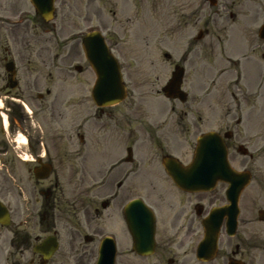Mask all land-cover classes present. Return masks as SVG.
Segmentation results:
<instances>
[{"label":"flooded vegetation","instance_id":"af4514ba","mask_svg":"<svg viewBox=\"0 0 264 264\" xmlns=\"http://www.w3.org/2000/svg\"><path fill=\"white\" fill-rule=\"evenodd\" d=\"M48 1L0 0V264H49L57 255L91 264L108 235L125 256L128 223L143 222L140 204L155 217L153 253H137L129 236L130 264H182L178 254L190 264L264 262V168L251 167L264 161V17L256 27L248 21L254 7L240 0H188L168 34L155 38L160 45L167 37L171 51L164 52L168 76L160 82L153 73L155 105H142L131 89L124 105H96L95 74L67 61L63 29L72 18L81 45L99 10L94 0ZM107 44L113 50L117 40ZM176 69L184 100L165 95ZM190 123L216 131L232 165L237 157L234 167L248 180L237 216L227 182L189 191L165 170L168 156L192 159ZM212 238L211 260L199 258V243Z\"/></svg>","mask_w":264,"mask_h":264},{"label":"rangeland","instance_id":"374dc122","mask_svg":"<svg viewBox=\"0 0 264 264\" xmlns=\"http://www.w3.org/2000/svg\"><path fill=\"white\" fill-rule=\"evenodd\" d=\"M74 7V2L77 5L78 3H82V0H70ZM188 0H94L95 8L99 10V14L95 12L92 15L90 23V27L88 26L87 30L98 28L103 32L105 39L107 41H111L112 43L117 40L116 46L113 47V51L117 55V59L120 60L121 65L124 67V76L128 86L131 90H133V96L137 98L136 101L139 103H144L142 105H146V107L151 108L155 103H152L153 94L151 88L152 82L154 80V74H158L160 82L164 80L168 76L165 69H170L167 64L162 65L159 69L155 68L159 65L161 66L163 61H158L155 59L154 64L148 65L147 58H156L158 57L161 60V54L164 48L158 45L155 41V38L159 35V31L161 34H168L167 27L168 24H171L172 18L174 15L178 16V10L186 3ZM243 2L246 8H252V15L248 16L249 24L258 27L264 17V0H240ZM175 10V12H174ZM114 12V13H113ZM73 13L70 14L72 16ZM72 19V18H71ZM68 19V22H71L69 25L71 28L63 29V37L64 40L71 41V44L67 47L66 51H69V55L66 54L67 61H72V64L80 63L83 66H87V62L82 57L83 53L80 45H74L73 36H75V32L77 31V26L73 25V21ZM103 23L106 27L103 28ZM86 26L78 27V30H84ZM158 31V33H157ZM73 34V35H72ZM143 34V35H142ZM145 36L143 47L141 46L143 40L140 37L141 41L137 42L136 37ZM166 37V36H165ZM131 44V45H130ZM141 44V45H140ZM168 44V39H167ZM73 49L80 53V58L78 60H73ZM72 51V52H71ZM155 70H154V68ZM87 71L88 68H87ZM90 72V71H89ZM130 82H128L129 80ZM128 80V81H127ZM157 84V83H156ZM131 95H128L126 100L121 103L124 105L130 102ZM134 100V99H133ZM177 103V102H176ZM180 104V103H178ZM202 103H198L197 105H201ZM182 108L185 104H180ZM189 131L191 133L189 146H194L195 137L199 135V133L203 130V126L200 128H193L194 125L190 123ZM178 144L174 147L173 151L177 155H182L183 148L181 147V151L179 150ZM148 152L147 150L145 151ZM151 152L153 157L156 156L155 149ZM186 157V158H185ZM182 156L185 160L187 159V155ZM237 157H233V164L239 167L236 163L238 162ZM261 160V161H260ZM157 161V160H156ZM235 161V162H234ZM259 161L258 163H256ZM255 162V163H254ZM250 163V162H249ZM252 168L260 169L264 168V161L256 159V161H252ZM151 164L146 161L144 167L147 168ZM250 165H248L249 167ZM183 248H186L185 242L183 243ZM130 242L127 238V244L122 246L125 249H129ZM177 250V249H176ZM183 249H181L180 253ZM119 254V252H118ZM122 261L127 264L132 263L133 256L126 251L125 256H117ZM91 261L93 258H90ZM157 256H154L149 259H144L145 263H152ZM173 259H177L179 263L182 264H190L193 261L192 257H184L183 255L178 254L174 256ZM86 261V260H85ZM88 261H86L87 263ZM49 264H75V259L73 257H65L62 255H57L50 260ZM85 264V263H82ZM249 264V263H247ZM256 264H264V262H256Z\"/></svg>","mask_w":264,"mask_h":264},{"label":"water","instance_id":"95a60500","mask_svg":"<svg viewBox=\"0 0 264 264\" xmlns=\"http://www.w3.org/2000/svg\"><path fill=\"white\" fill-rule=\"evenodd\" d=\"M83 49L87 61H89L97 76L93 91L96 103L102 104L106 100L109 104H113L123 99L125 87L121 80L119 66L114 56L107 49L101 35L98 32L87 34L83 40ZM224 147L221 138L216 133L203 134L198 137L193 161L189 166L181 167L175 161L169 160L168 164L172 166L166 164V167L171 169L169 174L181 188L209 189L217 179L231 180L230 178L236 175L227 161V152ZM242 184L240 183V186ZM135 233H133V236L139 235V231ZM152 234L153 227L151 224L149 238H143L141 235L140 242L151 247ZM214 241L203 242L200 245V251L203 253L206 250H214ZM104 246L97 264H113L114 248L112 241L107 240Z\"/></svg>","mask_w":264,"mask_h":264}]
</instances>
